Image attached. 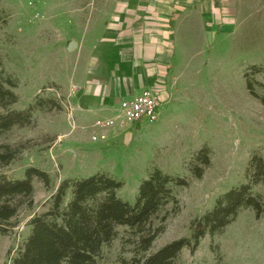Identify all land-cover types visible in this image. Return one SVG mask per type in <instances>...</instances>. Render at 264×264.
Returning <instances> with one entry per match:
<instances>
[{"label":"rangeland","instance_id":"1","mask_svg":"<svg viewBox=\"0 0 264 264\" xmlns=\"http://www.w3.org/2000/svg\"><path fill=\"white\" fill-rule=\"evenodd\" d=\"M223 2V20L206 22L193 41L184 39L178 48L157 117L100 128L95 122L115 111L84 110L94 103L81 99V80L74 71L81 64V48L90 50L113 20L114 0H0V58L16 80L17 94L7 108H26L36 98L43 104L28 124L0 134V144L15 150L0 172L22 177L25 168L34 166L50 178L47 185L33 178L32 207L23 204L7 231L0 232V264H10L29 232L27 220L47 208L64 178L106 171L123 180L118 194L133 203L139 182L153 167L184 177L187 184L174 187L177 201L152 220L163 230L146 254L188 236L190 221L218 194L248 179L251 155L264 158V0ZM71 40L76 45L69 50ZM101 132L106 138L93 140ZM203 147L210 150L209 164L195 177L192 158ZM254 190L264 192V183ZM135 238L128 227L118 226L116 238L102 247L100 264L128 262L135 255ZM176 264H264V213L242 209L222 232L203 236L193 253L184 247Z\"/></svg>","mask_w":264,"mask_h":264},{"label":"trees","instance_id":"2","mask_svg":"<svg viewBox=\"0 0 264 264\" xmlns=\"http://www.w3.org/2000/svg\"><path fill=\"white\" fill-rule=\"evenodd\" d=\"M251 68L258 69L256 65ZM246 85L253 93L249 78ZM15 86V78L4 71L0 58V107L5 108L0 112V134L28 124L34 110L43 106L42 99L36 98L26 108H7L17 101ZM14 157L10 145L0 144V166ZM209 158L206 147L195 153L190 166L193 176L202 175ZM246 175V181L218 194L210 208L190 221L188 236L172 239L147 254L163 230L162 224L153 226L152 220L165 205L177 201L174 187L186 185L184 177L153 167L139 182L133 203L118 194L123 180L106 171L64 178L50 195L47 208L27 220L29 232L10 264H100L102 247L116 238L118 226H126L136 235L135 255L122 264H176L184 247L193 253L203 236L222 232L242 209L252 208L256 216L264 213V192L254 190L257 183H264V158L252 154ZM35 177L49 184L48 173L34 166L25 168L22 177L0 172V232L7 231L23 204L32 207Z\"/></svg>","mask_w":264,"mask_h":264},{"label":"crops","instance_id":"3","mask_svg":"<svg viewBox=\"0 0 264 264\" xmlns=\"http://www.w3.org/2000/svg\"><path fill=\"white\" fill-rule=\"evenodd\" d=\"M223 1L114 0L113 20L90 50L81 48V64L74 71L81 80V99L94 103L84 110L115 111L122 99L151 86L161 90V101L166 99L178 48L184 39L193 41L206 22L223 20Z\"/></svg>","mask_w":264,"mask_h":264},{"label":"built area","instance_id":"4","mask_svg":"<svg viewBox=\"0 0 264 264\" xmlns=\"http://www.w3.org/2000/svg\"><path fill=\"white\" fill-rule=\"evenodd\" d=\"M160 102V92L152 87L143 88L137 94L122 99L112 117L98 119L95 124L100 128H108L152 121L157 117ZM105 138L103 132L93 135V140Z\"/></svg>","mask_w":264,"mask_h":264},{"label":"water","instance_id":"5","mask_svg":"<svg viewBox=\"0 0 264 264\" xmlns=\"http://www.w3.org/2000/svg\"><path fill=\"white\" fill-rule=\"evenodd\" d=\"M76 45V41L71 40L68 45H67V49L71 50L72 48H74V46Z\"/></svg>","mask_w":264,"mask_h":264}]
</instances>
